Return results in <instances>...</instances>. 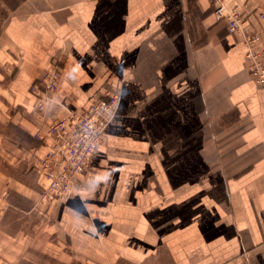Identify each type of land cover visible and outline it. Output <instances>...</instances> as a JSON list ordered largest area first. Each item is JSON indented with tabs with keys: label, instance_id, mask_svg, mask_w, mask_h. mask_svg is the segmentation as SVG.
Returning a JSON list of instances; mask_svg holds the SVG:
<instances>
[{
	"label": "crops",
	"instance_id": "obj_1",
	"mask_svg": "<svg viewBox=\"0 0 264 264\" xmlns=\"http://www.w3.org/2000/svg\"><path fill=\"white\" fill-rule=\"evenodd\" d=\"M255 1L257 5H247V9L264 12L262 0ZM192 20L204 25L209 40L202 51L192 54L195 69L192 71L188 64L183 66V74L174 77L175 59L185 58V48L190 49L189 42L174 36L181 35L179 28L191 27ZM260 23L258 30L264 33V19ZM3 28L7 45L3 47L5 53L0 50V67L5 65L6 72L0 73V81H7L4 87L14 104L15 117L25 129L35 132L36 124L46 128L111 89L121 94L120 116L137 114L139 119L143 112L176 111L180 114L177 125L168 124V130L181 128L185 138L196 137L200 142L201 137L205 138L203 142L207 140V128L214 130L215 143L223 146L217 160L234 162L226 164L221 176L233 181L245 177L242 190L253 199L252 206L245 200L240 205L233 198L230 208L241 210L236 218L232 214L225 219L194 213L190 204L201 206L198 195L210 187L206 180L204 185L185 182L191 174L199 179L200 172L193 170L179 174L185 183L177 194L167 195L171 185H158L157 180L147 178L136 193L138 208L119 203L108 207L109 212L99 211L106 207L93 204V199L87 201L89 207L84 202L95 193L89 181L100 161L99 148L69 198L56 205L44 198L40 173L36 178L34 173L22 170L18 177L8 167L0 166V175L6 176V191L2 192L6 201L0 220L8 221L15 210L36 217L32 222L25 215L29 233L24 225V246L18 256H24L31 246L62 260L81 259L82 264H241L250 251L259 254L264 249V87L256 85L246 69L243 42L224 33L208 0H22ZM57 63L62 74L50 112L34 122L32 114L38 99L32 85ZM120 116L107 131L117 135L125 132ZM139 128L137 123L131 135H140ZM162 142L171 143L165 139ZM40 146L37 154L43 156L49 144L43 141ZM130 148L127 155L136 151ZM141 148L143 155L153 154L150 144L141 143ZM152 175L151 169L143 176ZM16 193L30 200L29 209L12 202ZM160 193L166 195L160 204L149 200L150 196L158 199ZM215 206L221 208L223 204ZM176 215H182V224L188 226L181 232L174 228ZM235 224L244 227L233 230ZM240 239L248 242L247 248ZM9 252L15 253L12 249ZM262 258L264 264V250ZM258 261L255 255L253 264Z\"/></svg>",
	"mask_w": 264,
	"mask_h": 264
},
{
	"label": "rangeland",
	"instance_id": "obj_2",
	"mask_svg": "<svg viewBox=\"0 0 264 264\" xmlns=\"http://www.w3.org/2000/svg\"><path fill=\"white\" fill-rule=\"evenodd\" d=\"M21 1L22 0H0V50L2 53H5L3 47L4 45H7V35L3 28L4 22L11 11L16 9ZM208 1L211 6V12L215 15V5L211 3V0ZM223 3L227 8L228 16L231 12L237 13V16L240 19V24L244 29L251 28L253 30H256L260 34V38L264 39V33H262L261 30H258L259 23L262 21V19H264V12L258 10L249 11L250 9H247L246 7L247 5L256 6L257 1L223 0ZM262 3L264 4V0H262ZM261 8L264 10L263 6H261ZM219 19L222 22V30L224 31V33L226 32L227 34H231L227 28L228 18L222 17ZM203 26L204 25H202L201 22L195 23L192 20L191 27L179 28L181 31V35L178 34L177 36L176 33V36H174L176 40L184 38L186 44L188 42L190 43V49L186 51L185 48V58H183L182 56L175 59V68L177 74L174 77H178L179 75L183 74V66H186L188 64L190 65L192 71L193 69H195L192 54L202 51V49L205 47V43H207V41L209 40V34ZM231 35H234L241 40L239 35ZM245 55L246 47L244 58ZM0 56L2 57L1 53ZM55 66H59L61 68V65H58V63L55 64ZM211 67L214 68L215 64H213V66ZM3 70L4 72H6L5 65L2 68L0 67V73H2ZM0 78H2V74H0ZM0 82L2 83L0 84L2 86V88H0V166L2 168L3 166L5 168L8 167L11 170L12 174L14 173L16 174V176L19 175L18 177L21 176L20 174L22 170H24L25 172H32L36 176L37 173L39 174L38 166L40 162L39 158H41V156L38 155L37 152L38 148H40V145H42L43 143V141L40 140L36 134L40 129H42L43 126H40V124H36L35 132H31L20 125L18 119L15 117L16 113L14 104L12 103V99L9 93L6 92L8 90L4 87L5 84H7V81L4 79V81ZM39 82L40 81H38L37 84H33L31 88L32 92L37 94L38 99L35 113L32 114L34 122H40L42 118L45 119L47 114H49L54 94L53 93L52 95L44 98V102L40 101V93L42 92V87H40V89H35V87L38 86ZM110 93L116 94L121 100V94L119 92H114L111 89L104 91L94 100L103 98ZM40 105H43V111L40 109ZM120 106L121 105L119 102L116 116L113 118L112 122L118 121L117 119L120 116L121 109ZM149 106L150 105H148V107ZM148 107L145 106L144 108ZM16 111L19 112L18 110ZM173 113L168 114L162 109L158 112L156 110H153L151 115H146L143 112V116L139 119L136 117L137 114L125 117L124 113L120 116L122 119L121 126H123V129L125 130L122 135H117L112 131L109 132L107 131L108 128L105 130L104 138L100 146L98 147V156L100 161H98L95 165L94 176L89 181V184L94 186L93 191L95 193L89 194L90 199L86 197V199L84 200L87 206V201H91V199H93V204H100L106 207L105 209H100L99 211L105 210L109 212L108 207H111L114 204L118 205L119 203L123 205H129V207H134L136 209V207H139V198L136 196V193H138L139 187L147 183V178L152 179L154 182H156L155 180H157L158 185L159 183H162L163 186H165L166 184L171 185V187H169V190L167 191V195L169 196H172L173 192L175 194L179 193L178 189H181L182 185L185 182H189V184L194 185H197V183L198 185H204V180H206L205 184L210 188L204 189V194L198 195V198L202 202V205L198 206V204L196 205L195 202H191L192 204H190V207L194 213L201 212L206 216L209 215L213 217L216 215V218L222 217L225 219L228 218L230 214H232L233 217L236 218L237 213L241 212V210H238V208H230V203L232 204L233 198L237 199L240 205L241 201L245 200L248 204L253 206V199L250 196V193L242 190L243 184H245L244 181H246L245 177H235V181H233V178L231 177L223 175L221 176L222 173L220 174V172L226 167V164L231 166L234 164V162H222L220 160H217V157L220 156L219 152H221V147L223 146L217 145L215 143L214 130H209L208 128L206 129L208 137L206 138L207 140L204 141L205 143L203 142V139L205 138L201 137L200 142L197 141L198 139H196V137H194L195 140L191 139L193 142L191 144L190 138H185L186 135L181 128L168 130L169 127H166L168 124L171 125V123H177L180 114L176 111ZM208 116L212 117L213 115L208 112ZM33 120L31 121V123H33ZM157 122H159V125ZM137 123L140 127V135H131L135 133L133 128ZM161 123H163L164 128H161ZM164 139L165 141L169 140V142L173 144H166L165 142H162ZM47 141L49 146H51V140H49L48 138ZM141 143L150 144L154 148V150H152L153 154L143 155ZM129 147H131L130 149L136 150L134 153L138 154L133 153L131 155H127L128 153H126V150H129ZM49 151L50 149L46 153H48ZM200 156H202L204 159L201 160ZM139 168H143L144 170L142 172L144 173H141ZM151 169L153 171L152 176H143L150 173ZM193 170H197V173L200 172L201 176H199V179L195 177V174H191L189 177L186 176L184 178V183L183 181L181 182V177L179 174L188 171L192 172ZM138 174L141 175V177L136 178V175ZM5 178V175L4 177L0 175V215L4 213V210L1 208L6 201L5 196L2 195V192L6 191V187L4 186ZM41 180L44 182L45 187L43 191L44 198L50 204H60L69 198L67 197L64 199H59V197L52 195L48 190L49 181L46 176L43 175V178H41ZM213 182L215 183V185L213 184ZM134 186H136L135 189ZM216 186L221 188L220 191L217 190ZM229 189L233 190L232 193H230L231 190ZM160 194L161 195L158 194V199L154 196H150L149 200H157L155 201L157 203L161 202L166 198V195L162 193ZM195 195H197V193L192 194V196ZM12 197V202L16 206L19 205L20 208L26 207L27 209H29V199H25L24 197H22V195H19L17 193L14 195L12 194ZM219 202H222L223 207L219 208L220 206H215ZM176 203H178V201H176ZM179 203L181 205L180 199ZM90 208H92L93 210H97L94 207ZM8 211L9 210H6L5 214H7ZM253 211L254 209L251 208V213ZM15 212L16 213H12L8 221L7 218H5V220L1 218L0 220V264H82L81 259H71L68 257L65 260H62L59 258V256L52 253V251L50 252V254L54 255H48L45 252L39 251L38 248L31 246L27 249L24 256H18V253H21L24 246L22 238V232H24L23 227L24 225L25 229L29 227V223H26L28 218L26 219L25 215L27 217H29L30 215L23 214V212H20L19 210H15ZM175 213L182 214L177 210H175ZM182 217V215L175 216L176 224L174 228L177 232H181L183 228L188 227L186 223L182 224V221L185 220ZM31 221L36 222V217H31ZM8 224H12V226H7ZM243 227V224H235L233 225V230L240 231ZM8 230L13 234L9 233ZM26 230L29 233V230ZM36 241L39 242V239H37ZM240 242L243 243V248L248 247V242H243L242 239H240ZM9 249H12V252H15L14 255L10 254ZM263 250L264 249L260 250L259 254H255L250 251L248 255L243 257L241 264H253V262L255 261V255L256 259L259 258L258 264H263ZM118 264L131 263L127 261H120L118 262Z\"/></svg>",
	"mask_w": 264,
	"mask_h": 264
},
{
	"label": "built area",
	"instance_id": "obj_3",
	"mask_svg": "<svg viewBox=\"0 0 264 264\" xmlns=\"http://www.w3.org/2000/svg\"><path fill=\"white\" fill-rule=\"evenodd\" d=\"M211 3L215 5L217 17L228 18L229 32L240 36L246 47V69L255 84L264 87V39L258 31L244 29L237 13L231 12L228 16L223 0H211ZM61 72L59 66L53 65L41 78L35 87H42L40 101L44 102V98L58 90ZM119 102V96L107 94L79 111L68 112L37 132L40 140H51L50 151L39 158L38 172L48 179L52 195L64 199L72 194L79 177L90 169L105 130L116 116ZM40 109L43 111V105Z\"/></svg>",
	"mask_w": 264,
	"mask_h": 264
}]
</instances>
